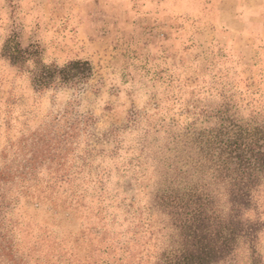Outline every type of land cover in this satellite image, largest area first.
Wrapping results in <instances>:
<instances>
[{
	"label": "rangeland",
	"instance_id": "rangeland-1",
	"mask_svg": "<svg viewBox=\"0 0 264 264\" xmlns=\"http://www.w3.org/2000/svg\"><path fill=\"white\" fill-rule=\"evenodd\" d=\"M8 38L47 64L92 66L82 82L37 90L0 55V155L20 140L21 158L36 150L41 159L76 127L62 167L48 158L35 170L55 203L39 191L18 197L19 246L42 243L29 249L41 263L57 247L74 263L153 264L167 228L152 195L181 164L189 113L228 98L242 116L264 108V0H0V52ZM61 174L71 181L48 179ZM258 212L264 219V189Z\"/></svg>",
	"mask_w": 264,
	"mask_h": 264
},
{
	"label": "trees",
	"instance_id": "trees-1",
	"mask_svg": "<svg viewBox=\"0 0 264 264\" xmlns=\"http://www.w3.org/2000/svg\"><path fill=\"white\" fill-rule=\"evenodd\" d=\"M0 55L26 72L37 90L82 82L92 73L87 60L73 59L61 66L47 64L37 48H24L10 38L4 40ZM237 107L235 100L228 98L224 105L211 111L195 109L189 113L193 122L184 127L186 138L181 144L184 149L179 148L181 164L170 166V172L162 174L152 195L155 206L166 217L167 228L162 235L165 241L152 254L153 264H239L242 256L245 264H264L260 252L264 219L258 212L264 189V108H250L247 116H242L240 111L245 108ZM134 116L130 115L132 121ZM69 129L59 140L45 144L41 159L36 150L29 158H21L23 142L20 140L10 142L3 149L0 155L3 162L0 165V264H82L63 260L57 247H53L54 260L37 262L40 258L33 256L29 249L37 252L43 244L35 242L24 252L19 246L21 230L12 217L19 196L34 197L35 191H39L50 203H55L46 194L52 186L49 180L42 185L43 177L35 170L48 158L58 161L62 167L60 152L66 149L63 146L72 143L70 139L76 127L70 125ZM9 150L13 155L11 160L6 159ZM97 178L101 186V173ZM48 179L71 181L65 174ZM124 243L118 246L122 253L127 252Z\"/></svg>",
	"mask_w": 264,
	"mask_h": 264
}]
</instances>
